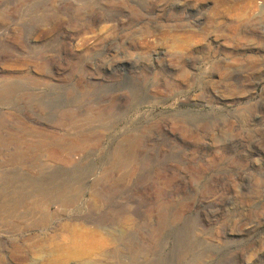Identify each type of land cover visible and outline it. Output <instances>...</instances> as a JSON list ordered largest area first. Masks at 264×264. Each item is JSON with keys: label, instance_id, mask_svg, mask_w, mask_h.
<instances>
[{"label": "rangeland", "instance_id": "obj_1", "mask_svg": "<svg viewBox=\"0 0 264 264\" xmlns=\"http://www.w3.org/2000/svg\"><path fill=\"white\" fill-rule=\"evenodd\" d=\"M0 264H264V0H0Z\"/></svg>", "mask_w": 264, "mask_h": 264}]
</instances>
